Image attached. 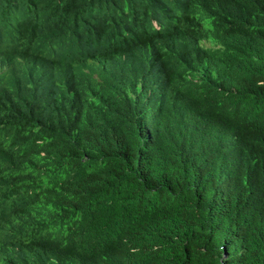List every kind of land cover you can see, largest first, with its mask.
<instances>
[{
    "label": "trees",
    "instance_id": "16d2710c",
    "mask_svg": "<svg viewBox=\"0 0 264 264\" xmlns=\"http://www.w3.org/2000/svg\"><path fill=\"white\" fill-rule=\"evenodd\" d=\"M168 1L17 0L34 13L36 34L48 33L47 22L51 26L54 19L64 20L81 33L85 44L90 45L86 31L94 45L102 44L107 51L115 48L125 59L106 55L100 78L110 99L88 117L58 109L55 99L92 96L97 78L67 67L47 81L55 99L47 97L30 108L27 88L0 76V112L8 121L4 133L24 128L26 133L22 159L7 156L11 165L0 178L16 166L15 171L25 173L47 195L53 186L43 187L44 176L66 184L76 174L78 193L87 197L88 206L78 203L63 211L84 213L76 223L78 243L72 252L85 261L81 264H264V27L242 22L223 33L233 50L214 54L213 62L219 70L231 68V81L209 84L210 92L195 91L188 71L169 53L157 51L161 61L146 63L152 56L148 50L164 40L171 46L180 27L182 14L168 23L170 14L164 10ZM191 1L185 3L186 9ZM155 18L164 24L161 31L151 23ZM125 39L137 43L135 50L127 51ZM153 75L161 79L160 91L152 83ZM232 104L241 106L233 120L241 128L240 154L237 161L227 162L218 155L215 132L219 119L232 116V110L226 114ZM77 117L79 131H70ZM152 132L176 141L190 178L187 187L173 175L163 184L162 178L153 180L152 169L164 164L153 161L165 151L156 141L150 144L152 154L138 162L130 176L132 184L121 182L129 179L130 167L110 171L100 165L111 163L109 159L116 158L111 153L122 145L130 146L129 154L140 149ZM42 149L49 165L35 162L41 161ZM222 172L232 182H241L239 188L234 186L239 198L224 196L225 188L214 178ZM99 180L100 194L90 196ZM97 254L108 255V261L93 257Z\"/></svg>",
    "mask_w": 264,
    "mask_h": 264
},
{
    "label": "clouds",
    "instance_id": "9594fccd",
    "mask_svg": "<svg viewBox=\"0 0 264 264\" xmlns=\"http://www.w3.org/2000/svg\"><path fill=\"white\" fill-rule=\"evenodd\" d=\"M187 0H169L162 14L165 23L172 17L178 18L182 14L180 27L176 30L173 44L167 45L165 40L158 46L148 51L152 56L146 61L152 65L161 61L156 57L157 51H164L183 68L188 71L192 83L190 88H198L210 92L209 84L231 81V68L219 70L213 62V55L217 53L229 54L233 50V43L223 35L235 26L243 23H259L264 27V0H192L187 5ZM123 12L126 14L125 10ZM122 23L127 27L126 19ZM152 25L161 31L164 24L155 18ZM175 25V24H173ZM48 33L36 34L34 13L32 10L19 4L17 0L0 3V76L12 77L21 82L30 92L27 105L30 108L39 106L43 99L51 97L47 89V81L51 77L60 76L67 67L72 72L80 75L97 78L92 82L95 91L92 96L84 99H55L58 109H66L70 114L84 113L88 117L97 106L110 99L107 89L101 83L100 72L106 65L108 56H122L115 48L104 50L102 44L94 45L93 40L85 31L90 43L83 42L78 30H71L64 20L54 19L53 25L47 22ZM74 27L76 28L75 21ZM124 35L123 32L119 33ZM46 41V43H44ZM127 51H133L137 43L125 39ZM115 53L110 55L109 53ZM106 55H108L106 57ZM124 57V56H122ZM125 59V57L123 58ZM140 59V56L137 60ZM226 63H232L231 60ZM218 79V80H217ZM152 83L161 87V79L153 75ZM86 85L83 90H85ZM19 96L20 91L15 87ZM236 96V95H235ZM32 98L36 99L31 103ZM240 105H230L226 114L232 110L231 117L219 119L216 135L219 137L217 152L221 160L235 162L239 159L240 147L237 144L240 126L233 120L240 115ZM119 120V119H118ZM7 116L0 112V173H4L7 166L11 165L6 157L15 155L22 159L23 142L26 136L25 128L15 133H4L7 128ZM80 117L73 119L70 131H79ZM159 142L165 151L153 161L155 165L163 166L152 169L153 180L162 178V184L168 182L173 175L179 182L187 187L190 178L186 164L179 160L180 151L176 141L169 137L167 140L159 132L149 133L143 138L140 149L130 153V146L122 145L119 152L111 153V163H103L110 171L130 167V176L136 172L138 162L152 154L151 142ZM46 139L42 141V145ZM167 146V147H166ZM171 152V156L169 154ZM41 165H49L46 152L42 149ZM119 154V155H118ZM129 155L126 159L125 157ZM60 168L67 170L56 163ZM0 178V264H70L85 262L81 257L73 254L78 240L76 237V223L83 218L81 211L64 212L63 208L74 206L78 203L87 205L78 193L76 174L69 176L66 184L62 181H48L44 176L43 187L53 186L49 194L42 189H36L35 183L20 170ZM215 180L225 188L224 196L239 198L238 190L241 182L231 181L225 173L215 174ZM143 184V181L140 182ZM203 185L202 180L197 181ZM125 185V184H124ZM159 186V185H158ZM235 186V187H234ZM140 187V186H137ZM100 194V180L95 185L90 196ZM135 190L132 194L134 196ZM166 195V194H165ZM183 195V194H182ZM186 195V194H185ZM184 195V196H185ZM88 196V197H90ZM131 196V197H132ZM168 198V196H167ZM93 257L108 261V255L97 254Z\"/></svg>",
    "mask_w": 264,
    "mask_h": 264
},
{
    "label": "bare ground",
    "instance_id": "6f19581e",
    "mask_svg": "<svg viewBox=\"0 0 264 264\" xmlns=\"http://www.w3.org/2000/svg\"><path fill=\"white\" fill-rule=\"evenodd\" d=\"M63 84V83H62ZM83 84V83H82ZM103 84H105V83H103ZM79 99V98H78Z\"/></svg>",
    "mask_w": 264,
    "mask_h": 264
},
{
    "label": "rangeland",
    "instance_id": "374dc122",
    "mask_svg": "<svg viewBox=\"0 0 264 264\" xmlns=\"http://www.w3.org/2000/svg\"><path fill=\"white\" fill-rule=\"evenodd\" d=\"M44 43H46V41H44Z\"/></svg>",
    "mask_w": 264,
    "mask_h": 264
}]
</instances>
